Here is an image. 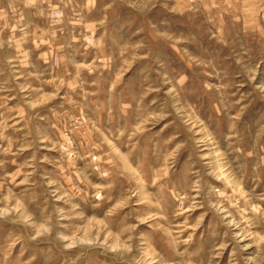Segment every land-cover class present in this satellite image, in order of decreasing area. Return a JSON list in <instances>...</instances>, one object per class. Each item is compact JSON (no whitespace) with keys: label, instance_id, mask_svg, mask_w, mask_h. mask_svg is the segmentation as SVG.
Returning <instances> with one entry per match:
<instances>
[{"label":"rangeland","instance_id":"obj_1","mask_svg":"<svg viewBox=\"0 0 264 264\" xmlns=\"http://www.w3.org/2000/svg\"><path fill=\"white\" fill-rule=\"evenodd\" d=\"M0 264H264V0H0Z\"/></svg>","mask_w":264,"mask_h":264}]
</instances>
